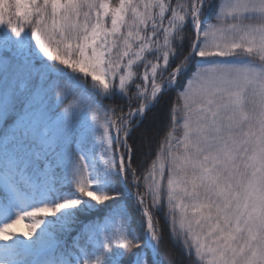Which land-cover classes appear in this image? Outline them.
Wrapping results in <instances>:
<instances>
[{
	"label": "snow or ice",
	"instance_id": "snow-or-ice-1",
	"mask_svg": "<svg viewBox=\"0 0 264 264\" xmlns=\"http://www.w3.org/2000/svg\"><path fill=\"white\" fill-rule=\"evenodd\" d=\"M176 249L264 264V0H0V264Z\"/></svg>",
	"mask_w": 264,
	"mask_h": 264
},
{
	"label": "trees",
	"instance_id": "trees-1",
	"mask_svg": "<svg viewBox=\"0 0 264 264\" xmlns=\"http://www.w3.org/2000/svg\"><path fill=\"white\" fill-rule=\"evenodd\" d=\"M171 95L172 94H169L168 96L162 97L161 104L158 105L157 108L154 109L152 113H149V118H148V120H146L145 126H142V128L137 133H134V138H135L137 144L141 143L139 132L143 131L144 127H147L149 135H152L153 132L155 131V129L157 127V124L156 123H151V121L153 120L154 117L158 118L159 126L162 127L163 123L165 122L163 118H164V115L166 113L167 106L169 104ZM161 223L163 224V221H161ZM164 227H165V233L167 235V226L165 225ZM175 251L179 255V257L182 260L183 264H189V260L186 257H184L183 254L180 253L178 249H176Z\"/></svg>",
	"mask_w": 264,
	"mask_h": 264
},
{
	"label": "rangeland",
	"instance_id": "rangeland-1",
	"mask_svg": "<svg viewBox=\"0 0 264 264\" xmlns=\"http://www.w3.org/2000/svg\"><path fill=\"white\" fill-rule=\"evenodd\" d=\"M20 227H22V225H20Z\"/></svg>",
	"mask_w": 264,
	"mask_h": 264
}]
</instances>
